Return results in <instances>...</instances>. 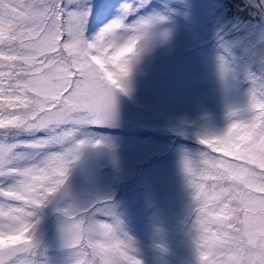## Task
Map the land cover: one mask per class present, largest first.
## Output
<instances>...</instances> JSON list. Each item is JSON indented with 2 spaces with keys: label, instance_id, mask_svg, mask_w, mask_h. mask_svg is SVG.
I'll list each match as a JSON object with an SVG mask.
<instances>
[{
  "label": "snow or ice",
  "instance_id": "obj_1",
  "mask_svg": "<svg viewBox=\"0 0 264 264\" xmlns=\"http://www.w3.org/2000/svg\"><path fill=\"white\" fill-rule=\"evenodd\" d=\"M249 2L264 21V0ZM157 3L161 11L137 16L152 0H120L89 38L93 0H0V264H48L40 227L50 205L64 264H143L111 197L86 207L64 197L89 149L118 163L115 145L90 133L118 126V97L130 95L137 66L171 39L175 18L191 19L190 0ZM222 33L216 71L227 91L237 73ZM258 43V62L243 72L245 102L229 105L226 129L197 134L201 150L182 157L198 264H264V30Z\"/></svg>",
  "mask_w": 264,
  "mask_h": 264
},
{
  "label": "rangeland",
  "instance_id": "obj_2",
  "mask_svg": "<svg viewBox=\"0 0 264 264\" xmlns=\"http://www.w3.org/2000/svg\"><path fill=\"white\" fill-rule=\"evenodd\" d=\"M119 3L120 0H93L94 10L87 29L91 28L95 34L116 17ZM190 3L191 8L183 11L191 19L181 15L168 25L172 29L171 39L144 57L133 72L130 95L118 97V126L101 127L90 133L93 137L108 138L115 145L118 163L113 164L112 151L89 149L66 182L65 202L74 200L86 207L97 199L111 197L143 264H198L189 219L191 195L182 170V157L185 152L195 154L201 150L197 134L226 129L230 123L229 105L240 106L247 98L249 84L243 72L253 61L258 62L261 55L258 41L264 21L253 20L255 27L247 41L237 42V38L247 34L251 27L241 34L231 33L233 37L226 41L235 61L237 79L226 91L216 71L220 51L216 33L223 29L225 39L227 32L230 34L228 29L233 30L235 25L223 24L222 15L226 11L218 9L217 0H190ZM153 11H161L157 0H152V6L137 16ZM135 20L136 16H129L126 23ZM96 63L103 67L99 59ZM19 139L30 142L32 136L23 134ZM56 150L58 147L48 146L44 152ZM89 175L93 178L88 179ZM56 224L50 205L40 227L48 249V264H64L69 255L68 249L60 247ZM3 243L0 239V244Z\"/></svg>",
  "mask_w": 264,
  "mask_h": 264
},
{
  "label": "trees",
  "instance_id": "obj_3",
  "mask_svg": "<svg viewBox=\"0 0 264 264\" xmlns=\"http://www.w3.org/2000/svg\"><path fill=\"white\" fill-rule=\"evenodd\" d=\"M217 1H218V6H217L218 9L222 10V12L224 10L226 11L225 15H224V13L222 15L223 24L226 25L229 22V24L235 25V26H233V28L236 31H233L234 29L230 30V28H229L228 31H230V34L227 32L228 36L225 37V40L228 38H232L233 37L232 35H235L237 33L241 34V31L243 29L251 27V28H248L247 34L240 35L237 38V42L241 41V40H244V41L249 40V39H247V36L252 32V29H254V27H255V26H253V20L256 21V20L261 19V16L258 14L257 10L254 7H252L249 0H217ZM229 18H232V19L229 20ZM94 22H95V20L91 22L92 26H93ZM257 25H256V27H257ZM260 26H263V25L261 24L258 27H260ZM225 29H226V27H225ZM231 33H232V35H231ZM86 34L89 38H91L93 35H95L93 30L91 32V28L87 29Z\"/></svg>",
  "mask_w": 264,
  "mask_h": 264
},
{
  "label": "clouds",
  "instance_id": "obj_4",
  "mask_svg": "<svg viewBox=\"0 0 264 264\" xmlns=\"http://www.w3.org/2000/svg\"><path fill=\"white\" fill-rule=\"evenodd\" d=\"M130 50V49H129Z\"/></svg>",
  "mask_w": 264,
  "mask_h": 264
}]
</instances>
